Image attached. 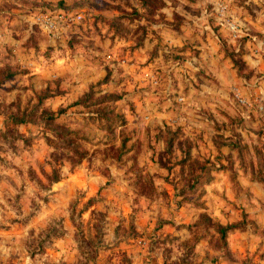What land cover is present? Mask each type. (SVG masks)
<instances>
[{"label": "rangeland", "instance_id": "1", "mask_svg": "<svg viewBox=\"0 0 264 264\" xmlns=\"http://www.w3.org/2000/svg\"><path fill=\"white\" fill-rule=\"evenodd\" d=\"M220 260L264 263V0H0V264Z\"/></svg>", "mask_w": 264, "mask_h": 264}, {"label": "built area", "instance_id": "2", "mask_svg": "<svg viewBox=\"0 0 264 264\" xmlns=\"http://www.w3.org/2000/svg\"><path fill=\"white\" fill-rule=\"evenodd\" d=\"M42 15V14H41ZM39 15L37 18V21L41 23L48 32H50L52 35L59 29L60 26L64 25L67 26L70 21V18L64 15V13H58V14H44V16ZM79 16V15H78ZM50 34V35H51ZM264 264V263H261Z\"/></svg>", "mask_w": 264, "mask_h": 264}, {"label": "crops", "instance_id": "3", "mask_svg": "<svg viewBox=\"0 0 264 264\" xmlns=\"http://www.w3.org/2000/svg\"><path fill=\"white\" fill-rule=\"evenodd\" d=\"M214 264H222V262H221V260H220V262H215Z\"/></svg>", "mask_w": 264, "mask_h": 264}]
</instances>
